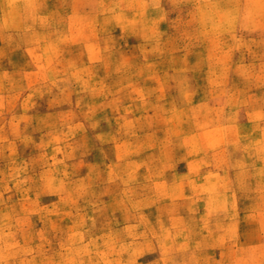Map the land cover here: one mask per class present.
I'll return each instance as SVG.
<instances>
[{
	"label": "rangeland",
	"instance_id": "374dc122",
	"mask_svg": "<svg viewBox=\"0 0 264 264\" xmlns=\"http://www.w3.org/2000/svg\"><path fill=\"white\" fill-rule=\"evenodd\" d=\"M0 264H264V0H0Z\"/></svg>",
	"mask_w": 264,
	"mask_h": 264
},
{
	"label": "crops",
	"instance_id": "0c3cea01",
	"mask_svg": "<svg viewBox=\"0 0 264 264\" xmlns=\"http://www.w3.org/2000/svg\"><path fill=\"white\" fill-rule=\"evenodd\" d=\"M215 75L217 77V74H215ZM173 110H176L179 112H184V111H187L188 109L186 107H184L183 105H178V107L173 108ZM186 141H187V139H184V138H182L180 140L181 143H185ZM197 141H198L199 146L201 148L199 152L202 155H207L209 153L214 152L215 150L218 149V145L220 144L219 139H207V138L203 139V136L197 137ZM199 152L197 154H199ZM195 159L197 160V157ZM191 170H192V168L189 167V169H188L187 164H186V169H185V172L183 173V175H186L187 171H191Z\"/></svg>",
	"mask_w": 264,
	"mask_h": 264
}]
</instances>
